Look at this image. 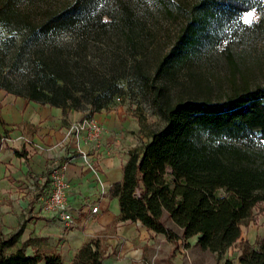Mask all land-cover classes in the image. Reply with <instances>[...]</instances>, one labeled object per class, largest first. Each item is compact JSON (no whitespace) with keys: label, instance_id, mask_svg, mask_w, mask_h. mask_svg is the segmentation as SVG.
I'll return each mask as SVG.
<instances>
[{"label":"rangeland","instance_id":"rangeland-1","mask_svg":"<svg viewBox=\"0 0 264 264\" xmlns=\"http://www.w3.org/2000/svg\"><path fill=\"white\" fill-rule=\"evenodd\" d=\"M75 2L0 0L1 91L27 97L33 88L51 90L89 117L122 108L146 145L167 124L163 110L187 100L221 102L264 85V0H254L251 22L249 11H216L203 21L202 0H98L74 27L42 29ZM99 105L105 108L98 112ZM168 226L177 237L167 259L174 264L189 242ZM250 226L264 227V203L243 228ZM182 255L179 264H239L234 250L220 261L199 248Z\"/></svg>","mask_w":264,"mask_h":264},{"label":"trees","instance_id":"trees-1","mask_svg":"<svg viewBox=\"0 0 264 264\" xmlns=\"http://www.w3.org/2000/svg\"><path fill=\"white\" fill-rule=\"evenodd\" d=\"M97 3L76 0L71 8L51 16L42 29L72 28ZM253 4L254 0H202L199 10L207 21L216 11L248 12ZM15 96L64 113L79 109L59 102L51 90L33 88L27 97ZM104 108L99 105L97 111ZM162 113L166 126L150 133V142L131 152L123 181L112 187L111 196L119 199L120 219L140 222L148 231L177 241L168 226L171 222L186 240L198 238L199 249L220 261L241 239L242 227L252 220L257 205L264 203V149L260 147L264 85L233 92L221 102L181 101ZM14 154L26 156L16 150ZM20 234L7 239L0 234V264H63L58 254L28 255L17 248ZM241 246L239 264H264V240L258 249L247 242ZM104 260L100 241L91 240L73 264H104Z\"/></svg>","mask_w":264,"mask_h":264},{"label":"crops","instance_id":"crops-1","mask_svg":"<svg viewBox=\"0 0 264 264\" xmlns=\"http://www.w3.org/2000/svg\"><path fill=\"white\" fill-rule=\"evenodd\" d=\"M89 117L80 111L64 113L63 109L41 105L0 90V234L9 238L21 231L17 248L28 255L62 257L63 264H73L82 247L91 240L100 241L105 250L104 264H142L155 256L157 264H168L174 242L162 234L148 231L140 222L121 221L119 199L111 196L112 187L123 181L124 167L131 152L144 145L146 139L135 118L122 108L91 116L105 129L101 146L93 149L81 143L100 166V180L76 153L73 144L64 148L69 127ZM23 152L20 157L14 151ZM75 159L67 171L69 191L73 198L74 227H66L56 218L44 215L41 199L50 187L49 165L64 159L68 153ZM99 206L93 219L92 206ZM264 240V227H242L238 241L248 242L255 249ZM179 248L171 259L179 264L197 246L198 238ZM239 258L241 246H234Z\"/></svg>","mask_w":264,"mask_h":264},{"label":"built area","instance_id":"built-area-1","mask_svg":"<svg viewBox=\"0 0 264 264\" xmlns=\"http://www.w3.org/2000/svg\"><path fill=\"white\" fill-rule=\"evenodd\" d=\"M105 133L104 127L95 119L85 117L81 121L73 123L65 134L64 148L67 150L69 144H73L76 153H80L82 159L91 170V172L97 176L100 183V166L96 160H92L88 152H84L81 149V143H84L91 148L98 149L101 146V140ZM74 153H68V155L62 160H54L48 168L50 187L48 193L41 199V211L44 215L58 219L66 227L75 226V218L73 215V203L72 196L69 191V185L67 182V171L70 164L74 161ZM99 206H92L91 215L88 220L98 213ZM172 234L174 231L169 227ZM169 240L168 237L165 236ZM182 239H185L182 237ZM180 240V239H178ZM156 256L150 260L141 259L142 264H156Z\"/></svg>","mask_w":264,"mask_h":264},{"label":"snow or ice","instance_id":"snow-or-ice-1","mask_svg":"<svg viewBox=\"0 0 264 264\" xmlns=\"http://www.w3.org/2000/svg\"><path fill=\"white\" fill-rule=\"evenodd\" d=\"M247 19L249 22H251V20H252V12L251 11L248 12Z\"/></svg>","mask_w":264,"mask_h":264}]
</instances>
